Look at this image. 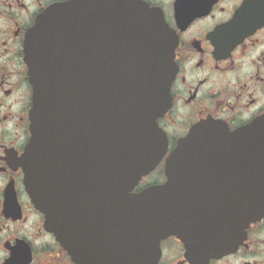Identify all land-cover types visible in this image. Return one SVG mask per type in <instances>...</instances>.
<instances>
[{"label": "water", "instance_id": "water-1", "mask_svg": "<svg viewBox=\"0 0 264 264\" xmlns=\"http://www.w3.org/2000/svg\"><path fill=\"white\" fill-rule=\"evenodd\" d=\"M164 37L161 19L134 0L57 2L27 34L35 103L25 182L80 264H156L161 241L186 226L198 236L237 224L244 237L264 216V121L194 125L165 162L167 182L133 191L168 147L158 119L171 105L174 48ZM231 152L239 157H221ZM236 164L244 189L193 187L196 170Z\"/></svg>", "mask_w": 264, "mask_h": 264}, {"label": "flooded vegetation", "instance_id": "flooded-vegetation-1", "mask_svg": "<svg viewBox=\"0 0 264 264\" xmlns=\"http://www.w3.org/2000/svg\"><path fill=\"white\" fill-rule=\"evenodd\" d=\"M64 1L0 0V264H80L50 229L25 182L35 103L26 38L40 14ZM134 1L161 19L164 42L170 40L174 48L171 105L158 119L168 147L161 163L133 190L138 193L167 182L165 162L194 125L210 119L235 131L263 124L264 0ZM253 135L254 142H262V131ZM195 173L197 190L222 192L237 182L242 190L246 183L237 164ZM224 196L217 193L213 199L222 202ZM214 227L213 233L190 236L186 226L188 235L164 238L156 264H264V216L244 237L237 224L227 232L220 224ZM89 251L99 254V249Z\"/></svg>", "mask_w": 264, "mask_h": 264}]
</instances>
